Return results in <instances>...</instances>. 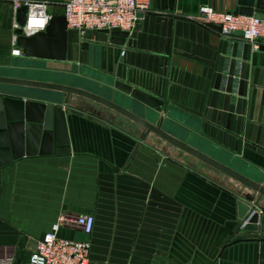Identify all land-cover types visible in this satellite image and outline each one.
I'll list each match as a JSON object with an SVG mask.
<instances>
[{
  "label": "crops",
  "instance_id": "0c3cea01",
  "mask_svg": "<svg viewBox=\"0 0 264 264\" xmlns=\"http://www.w3.org/2000/svg\"><path fill=\"white\" fill-rule=\"evenodd\" d=\"M48 1L50 14H63L66 0ZM201 5L232 12L236 0H150L123 45L111 44L103 32L81 41L67 29L66 59L52 60L21 54L13 42L16 10L12 0H0V76L66 84L73 75L90 79L95 84L85 89L108 97L120 93L136 114L147 109L153 118L164 116L169 133L247 176L264 177V156L241 141L235 147L221 129L225 113L215 125L222 92L206 119L223 43L241 36H224L218 25L192 19ZM112 81L163 104L151 106ZM0 89L46 104L44 95H51L55 99L48 100L63 108L69 139L65 153L40 154L37 143L29 144L31 154L10 161L4 162L11 147L0 154V250L13 251L12 264L28 263L31 250L20 238L27 236L25 244L33 246L62 213L94 216L83 241L97 264H264V198L257 229L240 228L237 202L248 189L230 176L153 133L141 139L136 123L91 99L71 94L65 104L59 91L10 84ZM58 233L75 238L80 232L61 227Z\"/></svg>",
  "mask_w": 264,
  "mask_h": 264
},
{
  "label": "water",
  "instance_id": "95a60500",
  "mask_svg": "<svg viewBox=\"0 0 264 264\" xmlns=\"http://www.w3.org/2000/svg\"><path fill=\"white\" fill-rule=\"evenodd\" d=\"M26 9L27 7L22 5L15 11V21L18 26H23L25 23ZM232 12L264 18V0H236V6ZM143 15V12L138 13L139 17ZM100 32L109 35L110 43L118 46L123 45L128 36L127 31L101 30ZM15 35V44L21 48V54L24 56L52 60L66 59L68 31L63 14H51L44 30L27 36L19 27L15 29ZM83 48L88 50L87 42L83 43ZM221 54L206 119L210 120L212 109L216 107L219 93L222 92V105L216 112L215 125L221 126L222 116L225 113V123L221 129L225 134L229 133V139L234 141L235 147H238L241 141L244 147L264 156V78L260 91L257 88L259 76L262 71L264 73V44L253 50L251 45L242 39L225 41ZM260 54H262L261 57ZM112 83L151 106L159 107L163 104L158 98L128 84L120 81H112ZM0 84L59 91L63 94L62 99L65 104L69 102L71 94L79 95L122 114L142 129L141 139L153 133L244 185L248 190L242 192L243 197L246 198L237 202L238 216L241 219L244 215L252 213L245 228L257 229L258 213L252 212V208L261 209L258 203L264 198V177L247 176L232 168L230 164L218 160L186 140L169 133L164 126V116L153 118L154 114L147 109H143L144 116H140L135 113L133 107L135 105L130 100L114 91H111L112 95L108 97L71 84L8 76H0ZM0 92L3 95L0 96V154L7 152L9 147L13 151L12 157L4 162L31 154L28 149L29 144L35 147L37 143H40L38 151L40 154L69 152L64 111L60 104H53L51 100L55 98L45 94L46 99H43L50 102L46 104L30 100L34 98H26L19 93L14 94L7 89H0ZM123 102L127 105L121 104ZM233 120L234 129L231 130ZM255 122L258 125L254 131ZM34 153L37 152L34 151ZM4 162H0V165ZM43 235L44 233L38 240ZM88 235L80 232L75 239L83 241V237ZM25 240L27 236L24 235L19 243L31 251L34 250L38 240H35L31 247L25 244Z\"/></svg>",
  "mask_w": 264,
  "mask_h": 264
},
{
  "label": "built area",
  "instance_id": "2783aa9c",
  "mask_svg": "<svg viewBox=\"0 0 264 264\" xmlns=\"http://www.w3.org/2000/svg\"><path fill=\"white\" fill-rule=\"evenodd\" d=\"M150 0H66L63 5V15L67 29L75 30L81 41H89L101 30H120L129 32L138 19V13H145ZM25 5L26 17L23 26L13 23L14 28H21L23 34L29 36L44 30L51 14L48 11V0H12L13 9ZM192 19L204 24H216L224 36L239 33L241 39L253 48L264 44V18L253 15L234 14L231 11H221L212 5L199 6ZM16 36L13 38L15 43ZM19 55L18 49L12 50ZM125 50H121L124 55ZM252 212L262 210L253 207ZM252 213L240 219L239 227L245 228ZM94 225V216L90 213L77 215L60 214L51 224L43 237L37 241L35 249L29 254L27 264H97L89 259V244L87 241L66 238L59 235L61 227H70L84 234H90ZM14 253L11 250H0V264H12Z\"/></svg>",
  "mask_w": 264,
  "mask_h": 264
},
{
  "label": "rangeland",
  "instance_id": "374dc122",
  "mask_svg": "<svg viewBox=\"0 0 264 264\" xmlns=\"http://www.w3.org/2000/svg\"><path fill=\"white\" fill-rule=\"evenodd\" d=\"M24 75H29L28 73L27 74H24ZM37 76H39V78H43V77H45V76H43V75H39V74H37V75H35V77H37ZM8 77H13V76H8ZM36 80V79H35ZM40 81H44V80H40ZM47 82V81H46ZM68 82H70L69 84H78V85H80V86H83V88H85V86L87 85V86H91V85H89V84H95V83H93L90 79H85V78H82V77H80V76H75V75H73L72 77H71V79L68 81ZM86 88H92V87H86ZM106 96V95H105ZM121 104H124V102L123 103H121ZM124 105H127V104H124ZM188 143H191L192 144V142H190V141H188ZM209 154H210V152H208ZM230 166H232V167H236L234 164H230ZM237 169V168H236Z\"/></svg>",
  "mask_w": 264,
  "mask_h": 264
}]
</instances>
